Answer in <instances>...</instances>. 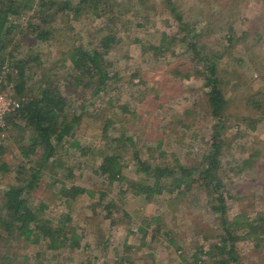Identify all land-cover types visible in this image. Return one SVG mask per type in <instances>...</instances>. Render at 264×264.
<instances>
[{"label":"rangeland","instance_id":"1","mask_svg":"<svg viewBox=\"0 0 264 264\" xmlns=\"http://www.w3.org/2000/svg\"><path fill=\"white\" fill-rule=\"evenodd\" d=\"M176 1L186 16L210 15L208 30H204L214 52L223 51L226 39L233 36L234 47L222 60L231 62L226 66L225 85L230 100L226 132L230 145L222 158L227 215L230 220L242 213L250 219L264 217V0ZM130 6L131 10L122 15L123 22L130 21L129 32L122 27V42L107 55L113 72L118 73L106 92L105 101L111 98L112 103L100 105V98H92L91 93L73 101V110H87L84 122L58 149L52 159L58 166L44 169L46 176L33 192V202L49 203L47 213L52 217L70 214L80 246L48 250L20 242L9 247L2 243L0 264H82L87 260L95 264H214L216 258L207 252L210 244L219 241L222 227L214 219L204 192L196 190L182 198L165 193L146 200L136 196L126 181L111 184L97 171L101 153L109 147L105 146L107 138L122 132L142 146L143 157L150 148L157 149V154L167 149L184 164L203 153L207 148L204 139L211 134V122L206 121L202 107L195 111L194 104L206 91L204 81L173 73L174 69L183 72L194 68L196 63L191 53L184 52L180 41L184 32L169 4L165 0H141ZM27 18L24 14L15 20L22 23ZM72 24L76 43L99 42L91 36L97 28L93 19ZM163 33L176 38L173 52L157 57L152 50L145 51ZM58 45L43 42L35 49L42 53L45 64H50L60 59ZM235 59L243 60V66L234 63ZM107 118H112V123L102 133ZM9 135L7 150L0 153V166L8 164L7 168L0 167V190L13 183L14 170L22 162L15 143L18 131ZM75 141L78 145H72ZM134 162L127 151L129 179L138 178ZM73 184L90 192L68 206L59 190ZM107 204L113 217H109ZM237 245L242 264H264L263 245L255 247L251 239L240 240ZM196 258L202 261L196 262Z\"/></svg>","mask_w":264,"mask_h":264},{"label":"trees","instance_id":"2","mask_svg":"<svg viewBox=\"0 0 264 264\" xmlns=\"http://www.w3.org/2000/svg\"><path fill=\"white\" fill-rule=\"evenodd\" d=\"M134 1L141 0H0V89L12 85V95L22 102L17 112L6 117L0 144L3 154L8 148L10 132L18 131L19 138L15 143L22 162L14 170L13 183L7 182L9 185L0 190V246L3 243L9 247L17 242L44 246L48 250L80 246L70 214L57 219L52 217L47 213L49 203L33 202V192L40 188L46 176L44 169L50 165L54 170L58 166L57 162H52L58 149L74 137L84 122L87 110H73V101L91 93L92 98H100V105L112 103L111 98L105 101V97L110 81L118 73L113 72L107 55L114 45L122 42L119 36L122 27L129 32L127 24L130 21L123 22L122 15L131 10ZM165 2L184 32L180 40L184 52L191 53V60L196 63L194 68L183 72L174 69L173 73L204 81L206 91L195 101L197 109L194 110L202 107L206 121L211 122V134L204 139L207 148L189 164L168 154L167 149L157 154V149L150 148L143 157L142 146L138 147L132 136L122 132L116 138H107L105 146L109 144V147L103 149L97 171L111 184L126 181L136 196L146 200L165 193L182 198L196 190L204 192L214 219L222 227L219 241L210 244L207 253L216 258L214 264H242L237 243L251 239L255 241V247L264 246V217L250 219L242 213L230 220L227 215L228 194L222 158L229 144L226 132L230 100L225 85L228 84L226 66L231 62L225 64L222 60L234 47L233 36H228L223 51L214 52L205 39L204 30H208L206 23L210 15L186 16L176 0ZM24 14L28 15L26 21L15 20ZM92 19L97 28L91 36L99 42L76 43L75 33L71 34L75 29L72 21L90 22ZM175 41V37L163 33L145 51L152 50L160 57L165 51L173 52ZM43 42L59 44L61 49L57 54L60 59L45 64L42 53L35 49ZM242 61L235 59L234 63L240 62L243 66ZM111 119L107 118L102 125V133L107 132ZM72 145L78 143L75 141ZM160 146L161 142L158 148ZM127 151L135 161L137 179L127 176ZM0 167L7 168L8 164L3 163ZM89 192L75 184L63 185L59 190L64 204L70 203L68 206ZM106 207L109 217H113L111 205ZM198 261L202 259L196 258ZM82 264L95 263L87 260Z\"/></svg>","mask_w":264,"mask_h":264},{"label":"built area","instance_id":"3","mask_svg":"<svg viewBox=\"0 0 264 264\" xmlns=\"http://www.w3.org/2000/svg\"><path fill=\"white\" fill-rule=\"evenodd\" d=\"M11 89L12 85L8 89H0V144L4 136L3 128L6 117L10 113L17 112L22 106L21 100L12 95Z\"/></svg>","mask_w":264,"mask_h":264}]
</instances>
